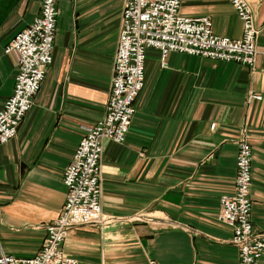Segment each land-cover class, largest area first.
Here are the masks:
<instances>
[{
    "label": "crops",
    "instance_id": "crops-1",
    "mask_svg": "<svg viewBox=\"0 0 264 264\" xmlns=\"http://www.w3.org/2000/svg\"><path fill=\"white\" fill-rule=\"evenodd\" d=\"M125 2L60 0L54 62L17 137L0 148V252L35 256L60 215L64 171L85 128L105 116ZM248 2L260 29L254 67L177 53L163 64L158 51L148 52L126 141H102L107 224L73 228L63 245L79 264H240L219 215L245 138L253 148L254 233L264 236V0ZM41 5L0 0V111L19 65L5 49ZM180 14L210 18L216 36L243 37L228 0H185Z\"/></svg>",
    "mask_w": 264,
    "mask_h": 264
},
{
    "label": "built area",
    "instance_id": "built-area-1",
    "mask_svg": "<svg viewBox=\"0 0 264 264\" xmlns=\"http://www.w3.org/2000/svg\"><path fill=\"white\" fill-rule=\"evenodd\" d=\"M184 1L126 0L105 116L85 128L73 160L64 171L63 182L68 188L65 205L47 225V236L35 256L19 258L1 250L0 264H79L64 252L63 245L73 228L107 224L102 204V141H126L136 100L145 86L150 50L160 53L163 64L171 53H177L254 67L260 29L248 0H228L243 22V37L239 40L216 36L210 18L181 16ZM59 2L42 0L39 16L5 49L6 54L18 55L19 65L14 92L0 111V148L17 137L54 62ZM237 167L233 192L221 198L219 221L232 231L231 242L239 250L240 264H259L264 258V236L254 233L253 148L246 138L239 143ZM148 264L159 263L150 260Z\"/></svg>",
    "mask_w": 264,
    "mask_h": 264
}]
</instances>
